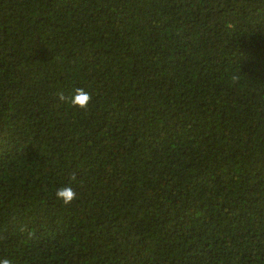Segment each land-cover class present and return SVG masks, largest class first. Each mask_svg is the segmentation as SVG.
<instances>
[{
	"label": "trees",
	"instance_id": "16d2710c",
	"mask_svg": "<svg viewBox=\"0 0 264 264\" xmlns=\"http://www.w3.org/2000/svg\"><path fill=\"white\" fill-rule=\"evenodd\" d=\"M5 257L264 264V0H0Z\"/></svg>",
	"mask_w": 264,
	"mask_h": 264
},
{
	"label": "clouds",
	"instance_id": "9594fccd",
	"mask_svg": "<svg viewBox=\"0 0 264 264\" xmlns=\"http://www.w3.org/2000/svg\"><path fill=\"white\" fill-rule=\"evenodd\" d=\"M238 78L233 77V81ZM59 98L62 102L66 100L64 93H59ZM92 101V96L89 92L85 91L83 88H76L74 94L71 96L70 105L73 108H78L82 111H86L89 104ZM75 179V177H73ZM56 199L61 201L64 206H71L73 202L78 199L77 193L71 186H64L58 188L55 193ZM0 264H12V261L5 257L0 259Z\"/></svg>",
	"mask_w": 264,
	"mask_h": 264
}]
</instances>
